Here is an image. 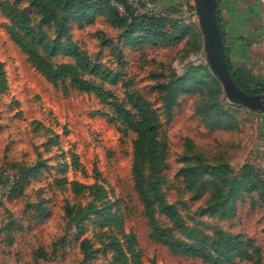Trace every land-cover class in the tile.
Returning <instances> with one entry per match:
<instances>
[{"label": "rangeland", "instance_id": "obj_1", "mask_svg": "<svg viewBox=\"0 0 264 264\" xmlns=\"http://www.w3.org/2000/svg\"><path fill=\"white\" fill-rule=\"evenodd\" d=\"M152 2V14L182 18L192 30L176 44L133 46L123 38L128 29L114 26L106 10L96 11L92 21L72 20L63 30V14L45 24L31 0H0L24 12L49 41L75 45L118 78L107 83L83 75L111 95L107 101L69 85L54 86L11 39L0 10V182L13 178L17 185L13 195L0 200V264H119L114 241L125 242L120 230L135 234L140 264H206L174 255L151 238L132 174L136 135L115 108L131 109L130 97L143 98L158 116L159 186L165 201L209 238L222 232L249 242L250 264H264V190L235 195L223 216L206 212L215 195L214 178L204 177L193 187L186 173L201 158L204 165H227L230 181L249 165L262 186L264 113L199 84L180 94L168 112L163 87L172 76L183 78L193 66L209 65L194 1ZM217 12L233 69L244 68L264 82V4L218 0ZM40 52L54 67L74 63ZM156 218L169 226L163 216Z\"/></svg>", "mask_w": 264, "mask_h": 264}, {"label": "trees", "instance_id": "obj_2", "mask_svg": "<svg viewBox=\"0 0 264 264\" xmlns=\"http://www.w3.org/2000/svg\"><path fill=\"white\" fill-rule=\"evenodd\" d=\"M37 7L43 18V23L51 24L59 21V14H63L61 26L63 30L69 27L72 20L83 22L92 21L96 11H107L110 21L117 28H126L128 31L123 38L130 45L138 46L146 43L172 45L179 42L192 29L187 21L171 16H158L148 13H137L123 0H31ZM112 1L123 4L125 13L120 12L112 5ZM218 2V0H217ZM53 6L55 8L51 9ZM1 12L9 21V33L11 39L19 49L27 55L29 61L36 70L54 86L69 85L72 89L86 94H95L102 100L107 101L111 95L101 86L83 77L91 75L107 83H117L118 78L111 72L94 63L87 55L82 53L75 45H65L61 42H51L43 32L32 27L30 18L18 9L0 4ZM218 17V12H217ZM221 36L223 40L225 56L228 68L234 81L245 92L252 95L264 94V82L244 68L233 69L228 58L226 39L223 28L218 18ZM55 57L64 55L74 60L73 64H62L56 67L42 55ZM194 84L206 85L211 94L216 96L223 94V89L218 79L211 73L210 68L193 66L183 78L173 75L171 81L163 88L167 91L165 107L171 111L178 96L195 89ZM131 109L125 105H115L117 118L131 129L136 139L133 143V168L132 174L134 185L145 216L150 221L151 238L157 243L167 247L174 255L189 259H199L206 264H250L254 260L251 245L239 236H229L218 232L216 237L209 238L197 229H191L183 220L180 213L165 201L161 187L159 186L160 161L158 116L151 110L150 104L143 98L130 97ZM126 134V131L124 132ZM198 165L186 171L190 178L191 186H198V182L204 177H212V186L215 188L214 198L209 201L206 212L219 213L223 216L228 214L227 205L232 203L235 195L245 190L263 189L252 178L254 169L249 165L241 168L239 175L229 181L232 171L227 165L208 166L204 165L201 158ZM32 170L31 172H34ZM220 183H225L223 188ZM16 182L11 193L16 190ZM228 188L224 193L223 189ZM163 216L169 226H163L156 218ZM117 224L122 229V221L117 218ZM104 225H110L108 221ZM119 229V230H120ZM122 238L124 243L114 241V251L117 254L119 264H140V256L136 247L137 238L133 232L125 234ZM126 246V251L124 249ZM127 253L131 255V260Z\"/></svg>", "mask_w": 264, "mask_h": 264}, {"label": "water", "instance_id": "obj_3", "mask_svg": "<svg viewBox=\"0 0 264 264\" xmlns=\"http://www.w3.org/2000/svg\"><path fill=\"white\" fill-rule=\"evenodd\" d=\"M203 36V47L213 75L218 79L228 100L253 112L264 113V94L252 95L234 81L228 68L217 17V0H193Z\"/></svg>", "mask_w": 264, "mask_h": 264}, {"label": "built area", "instance_id": "obj_4", "mask_svg": "<svg viewBox=\"0 0 264 264\" xmlns=\"http://www.w3.org/2000/svg\"><path fill=\"white\" fill-rule=\"evenodd\" d=\"M123 1L128 5H130L134 10L141 13L152 14V12L154 11V5L152 0H123ZM260 1L264 4V0H260ZM112 5L116 7L120 12L125 13L123 4L117 1H112ZM14 186H15V180L13 178H10L5 182H0V200H5L9 198L14 189Z\"/></svg>", "mask_w": 264, "mask_h": 264}]
</instances>
